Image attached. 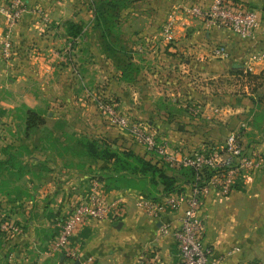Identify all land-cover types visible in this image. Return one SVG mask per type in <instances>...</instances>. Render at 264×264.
Here are the masks:
<instances>
[{
  "label": "crops",
  "instance_id": "crops-1",
  "mask_svg": "<svg viewBox=\"0 0 264 264\" xmlns=\"http://www.w3.org/2000/svg\"><path fill=\"white\" fill-rule=\"evenodd\" d=\"M121 1V20L109 43L96 27L94 0H27L31 11L14 30L11 60L1 54L0 15V138L9 141L8 134L22 135L26 109L39 110L47 120L29 133L31 147H39L29 164L36 160L49 168H34L18 182L25 205L14 206L13 211L23 217L22 232L0 238L4 242L0 264H138L143 252L154 256L156 264L179 263L178 242L172 235H159V229L165 222L179 226L182 208L165 212L161 220L151 218L136 205L144 196L140 177L113 173L106 161L84 155L70 141L86 137L101 147L147 157L127 131L108 122L96 94L115 98L121 110L168 138L171 149L178 151L225 139L241 129L246 150L257 152L262 165L231 194L211 192L205 197L200 211L206 222L204 244L212 249L215 264L264 261V93L246 89L244 96L230 99L219 91L209 94L204 90L209 88L201 86L222 72L242 74L249 66L256 78L264 75V59L249 60L251 54L264 52V0H238L262 13L256 36L249 39L208 27L186 12L193 4L211 0ZM170 19L176 29L167 42L164 28ZM72 24L83 28L78 36L73 35ZM221 45L229 57L214 56V48ZM183 95L204 110L205 118L188 113L187 121L177 122L176 111L167 105L180 106ZM221 106L227 107L215 113L214 107ZM20 138L6 143H18ZM45 138L55 146L47 149ZM158 188L162 190L161 185ZM93 196L111 204L109 216L89 219L68 248L55 249L59 223L75 205L92 201Z\"/></svg>",
  "mask_w": 264,
  "mask_h": 264
},
{
  "label": "built area",
  "instance_id": "built-area-1",
  "mask_svg": "<svg viewBox=\"0 0 264 264\" xmlns=\"http://www.w3.org/2000/svg\"><path fill=\"white\" fill-rule=\"evenodd\" d=\"M30 11L27 0H0V15L3 19L1 54L4 59L11 60L13 57L14 30L23 16ZM186 12L200 19L208 27L225 28L244 39L255 38L262 22L260 10L248 8L238 0H211L209 4L197 3L186 8ZM173 25L174 19H170L169 24L164 28L167 42L174 38ZM213 54L216 57H229L228 50L222 45L215 47ZM261 59H264V52L249 56L251 62ZM244 72L252 73L253 69L249 66ZM106 97L103 94L94 95L101 113L112 126L127 131L146 152L155 155L169 167L195 170V181L190 186L189 192L160 194L159 198L142 196L136 200V205L156 220H161L167 211L182 208L179 226L174 228L168 222L161 223L159 235H172L178 242L180 250L178 264H215L212 249L204 244L206 222L200 213L204 199L211 192L218 195H229L234 192L243 180L261 167L260 155L246 150L241 129L231 132L222 144L205 143L187 151L171 149L168 138L154 132L146 123L136 120L128 112L121 110L118 103L109 102ZM223 107H220L221 111ZM188 109L192 110L189 107ZM246 126V123L241 124L242 128ZM207 172L211 174L208 175ZM93 189L96 192L97 183ZM96 196L92 197V201L75 205L69 216L59 223V230L53 243L55 249L68 248L77 229L89 219L102 220L109 216L111 204ZM71 254L74 255V252ZM153 257L149 252H143L138 264H156ZM250 264H264V261Z\"/></svg>",
  "mask_w": 264,
  "mask_h": 264
},
{
  "label": "trees",
  "instance_id": "trees-1",
  "mask_svg": "<svg viewBox=\"0 0 264 264\" xmlns=\"http://www.w3.org/2000/svg\"><path fill=\"white\" fill-rule=\"evenodd\" d=\"M103 1L105 2L96 6V27L102 29L104 32V39L111 43L113 41L112 34L115 31L114 27L121 20L119 5L122 1ZM72 27L75 28V31H72L74 36H78L83 30L80 25L76 26L72 24ZM106 96V100L109 102L117 103L116 99L112 96ZM45 122L46 118L40 114L39 110L31 108L26 109V129L24 135L22 131L23 137L20 135L19 145L9 144L2 149L4 156L0 158V194L6 197L10 196L12 182H14V184L17 183L25 175L33 172L34 168L35 170L40 169L41 171L42 169L44 171L49 170L43 162L41 163L35 160V163L29 164L30 158L33 157L34 149L39 148L38 146H35L34 149L31 147L30 142L27 140L30 135L29 133ZM70 141L75 142L78 148L81 147V151L84 155L93 159L106 161L108 163L106 168L112 170L113 173H123L124 177H140L142 181V194H144L145 197L159 198L160 194L166 195L173 192H189L190 187L188 190L186 185L191 186L195 181L194 169H173L149 152H146L147 157H144L135 153L133 150L118 151L109 145L101 147L98 145L97 140L86 137L73 138ZM25 156H28V158H25ZM207 173L208 175L211 174L210 172ZM160 185L162 186V190L158 188ZM23 194L25 193L21 192L19 187H14V206H20L22 204L21 195ZM3 248L4 242L1 241L0 251H2Z\"/></svg>",
  "mask_w": 264,
  "mask_h": 264
},
{
  "label": "rangeland",
  "instance_id": "rangeland-1",
  "mask_svg": "<svg viewBox=\"0 0 264 264\" xmlns=\"http://www.w3.org/2000/svg\"><path fill=\"white\" fill-rule=\"evenodd\" d=\"M103 2H105V1L94 0L93 6H92V13L96 14V10H95L96 6L97 5L99 6V4H101ZM173 28L176 29L175 21H174ZM72 47L73 46H70L69 49H71ZM238 73L239 72L234 71V70H228L226 72H222V73H220V75H218L212 79H208V80H210L208 85H204V84L202 85L201 84V86L203 88L208 87L209 89H204V90L209 91L210 92L209 94H214V93L220 92L221 94H226L227 98H230V99L234 98V96H244L247 93L246 89L249 91H252L254 89H256V90L261 89L262 93H264V81H263L264 75L260 78H258V77L256 78L255 75L250 73V72L249 73L243 72L242 74H238ZM208 80L206 82H208ZM181 88L183 90H186L185 86H182ZM184 97L185 96L183 95L182 98H180V100H182V102H180L181 103L180 106L176 105V107H175V105H173L172 103H171V105H167V108H171V109L174 108L173 110L176 111V114L178 115V117L176 118L177 122L178 121H184V122L187 121L186 115L188 113L190 114V116L191 115L195 116V118L196 117L205 118L204 110L201 107H199L197 104H194L192 102L187 101L185 99L186 97L185 98ZM183 98L185 100H183ZM183 103H184V105H183ZM163 104H166V103H163ZM227 104H232V103L228 102ZM188 107L192 110L189 111ZM226 107L227 106H224L223 110L226 109ZM217 109H218L217 107H214L213 110L215 113L221 112V108L219 110H217ZM186 110H188V111H186ZM162 120H166V119L163 118ZM189 124H191V123H189ZM15 129H16V126L14 127V132L16 133ZM25 129H26V125L23 127V130H24L23 135L25 133ZM199 135H201V134H199ZM7 136L9 137V141L2 140V137L0 138V141H3L5 143V144L0 143V147L4 148L9 144L11 145L13 143H6V142H12L13 139L15 142V140L18 141L20 138V135H18V134H14V135L8 134ZM58 136H59V134H58ZM58 136H54V138L57 140L56 137H58ZM202 137H204V136L201 135V138ZM200 140L205 141L206 139L202 138ZM224 141H225V139H222L219 141L212 139L211 141H208V142H209V144H215V143L222 144ZM43 142H44V145L47 149L55 146V144H56V142H54L51 138H45V139H43ZM19 143H20V141L18 143H15V144L19 145ZM1 144H3V145H1ZM199 144H201V143L199 142ZM244 145H245V143H244ZM36 156L38 157L39 154ZM25 158H28V156H25ZM18 182L15 184H14V182H12V184H11V195L10 196L6 197V196L0 194V205H2V208L0 210V238H4L5 236H8V237L11 236L9 229H11V231L13 230V232L19 233V234L22 232L21 231L22 230V220L21 219H23V217L21 214H15L13 211L14 205H15L14 201H13L14 200V187H16V186L19 187ZM23 205H25V204L23 203ZM23 205L21 204L20 206H23ZM0 240H2V239H0Z\"/></svg>",
  "mask_w": 264,
  "mask_h": 264
},
{
  "label": "water",
  "instance_id": "water-1",
  "mask_svg": "<svg viewBox=\"0 0 264 264\" xmlns=\"http://www.w3.org/2000/svg\"><path fill=\"white\" fill-rule=\"evenodd\" d=\"M181 128H182V126H181Z\"/></svg>",
  "mask_w": 264,
  "mask_h": 264
}]
</instances>
